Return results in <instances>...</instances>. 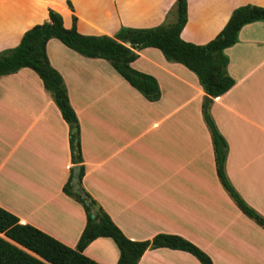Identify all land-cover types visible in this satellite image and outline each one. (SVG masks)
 Returning <instances> with one entry per match:
<instances>
[{
	"label": "crops",
	"instance_id": "crops-1",
	"mask_svg": "<svg viewBox=\"0 0 264 264\" xmlns=\"http://www.w3.org/2000/svg\"><path fill=\"white\" fill-rule=\"evenodd\" d=\"M178 0H0V55L25 32L59 12L67 28L115 36L177 21ZM264 0H187L184 40L206 44L243 6ZM50 63L62 75L79 124L82 186L132 240L178 234L207 252L214 264H264V227L245 214L222 184L207 97L184 64L146 47L131 65L158 80L149 100L105 58L88 57L51 38ZM235 79L214 97L210 113L227 143L226 174L244 201L264 217V21L244 25L225 49ZM70 126L31 68L0 76V206L64 244L76 247L87 217L64 191L71 173ZM76 167V166H75ZM84 254L118 264L111 237L90 242ZM138 264H201L190 252L147 249Z\"/></svg>",
	"mask_w": 264,
	"mask_h": 264
},
{
	"label": "trees",
	"instance_id": "trees-1",
	"mask_svg": "<svg viewBox=\"0 0 264 264\" xmlns=\"http://www.w3.org/2000/svg\"><path fill=\"white\" fill-rule=\"evenodd\" d=\"M177 13L175 24L145 29L124 28L112 37L80 33L76 29V17L73 27L67 28L62 15L50 9L48 21L27 30L16 47L0 55V76L23 67L33 69L43 80L45 88L52 94L69 124L72 163L80 166L81 187L78 191L73 188L75 166H72L64 191L83 205L87 217L77 246L71 247L34 225L21 223L14 213L0 206V264H100L83 252L90 242L99 237H111L116 242L120 250L118 264H138L147 249L160 247L185 250L201 264H214L207 252L178 234L159 233L148 240L128 238L82 186L85 166L79 119L70 103L62 75L50 63L46 46L51 38H58L84 56L108 59L132 86L151 101L161 96L158 80L131 65L138 58L140 50L146 47L159 48L168 60L182 63L192 70L207 93L203 113L213 137L219 178L241 210L264 227V217L244 201L226 174L227 143L210 113L213 98L227 92L235 83L227 71L229 57L225 49L238 41L244 25L264 21V7L250 5L237 8L224 29L206 44L192 43L181 36L187 22V0H178ZM127 42L131 46L126 45Z\"/></svg>",
	"mask_w": 264,
	"mask_h": 264
},
{
	"label": "water",
	"instance_id": "water-1",
	"mask_svg": "<svg viewBox=\"0 0 264 264\" xmlns=\"http://www.w3.org/2000/svg\"><path fill=\"white\" fill-rule=\"evenodd\" d=\"M126 45L131 46V43L127 42ZM79 173H80V166L76 165L73 171V188L75 191H78L81 187L79 183Z\"/></svg>",
	"mask_w": 264,
	"mask_h": 264
}]
</instances>
